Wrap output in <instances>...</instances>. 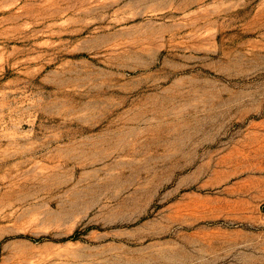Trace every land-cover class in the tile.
Masks as SVG:
<instances>
[{"label": "rangeland", "instance_id": "374dc122", "mask_svg": "<svg viewBox=\"0 0 264 264\" xmlns=\"http://www.w3.org/2000/svg\"><path fill=\"white\" fill-rule=\"evenodd\" d=\"M0 264H264V0H0Z\"/></svg>", "mask_w": 264, "mask_h": 264}]
</instances>
